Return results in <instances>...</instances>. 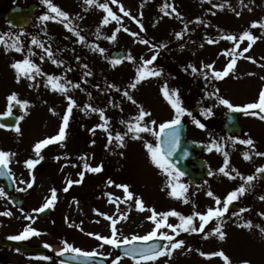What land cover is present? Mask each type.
<instances>
[{"label":"rangeland","instance_id":"374dc122","mask_svg":"<svg viewBox=\"0 0 264 264\" xmlns=\"http://www.w3.org/2000/svg\"><path fill=\"white\" fill-rule=\"evenodd\" d=\"M12 1L0 0V36L4 40V43H0V114L7 111L4 106L7 100L5 97L13 92L27 101L29 108L19 126V132L0 130V151L24 152L25 161H15L10 167L12 172H40L29 168L26 161L37 163L45 153L50 163L43 174H36L35 187L27 193L32 201L26 204L25 212L9 215L8 223L3 227L8 234L16 233L14 236H19L25 228L35 229L37 234L33 235L34 239L28 238L27 242L48 243L54 250L65 246V243L51 239L53 234L50 229H54V233L59 232L54 238L68 239L72 232L60 231L72 226L78 234L70 238L67 244L80 249H92L86 240L89 237L96 238V235L90 236L89 233L112 237L115 229L114 238L119 241L132 239L133 236H145L155 227V222L148 219L153 210L157 214L175 210L183 216H189L194 212L203 214L209 207H222L227 194L244 184L242 177H256V169L264 167V155L256 154L264 153V149H253V144L240 142L255 138L264 145V119L260 118L264 113H260L259 109L257 115L252 114L254 111H247L249 114L241 111L243 114L240 115V125L248 136L236 142V147L241 152L253 149L251 159L244 160L241 153L237 152L236 156L241 159L236 158L234 153L227 156L228 162L225 164V156L218 157L221 146L227 144L220 133V119L229 109L219 102L220 98L227 99L235 108H242L258 102L260 92L264 89V28H261L262 33H252L257 39L242 56L239 53L248 46V41L245 39L239 42L234 53L237 56L236 63L228 75L219 79L212 75L213 71H222L232 58L230 53L236 42L223 37L234 35L239 39L240 34L252 28L253 21L264 22V0H117L115 4L111 0H96V4L91 5L84 0H51L52 4L68 13L67 19L58 17L56 20L40 19L43 15L55 16L42 0H20L23 6L37 4L40 12L33 24L24 30L25 34L16 35L1 20L3 13L12 6ZM99 3H108L120 19L117 21L109 17V23L102 24L107 13L97 6ZM166 4L172 5L176 12L165 8ZM121 6L129 15L125 16L120 11ZM153 10L155 12L152 13ZM167 10H170L172 17L162 16ZM184 13L194 14L196 24H191L192 18L187 19ZM182 15L185 18L181 19ZM144 22L155 28V32L146 34L141 28ZM65 24L83 36L84 40L81 41L73 31H69ZM125 28L128 31H124ZM113 32L116 33L115 39H108ZM176 33L181 35L177 37ZM33 38L44 47L33 44ZM170 39L177 46L175 52H182L176 58L163 44L165 40L170 43ZM209 39L214 42L209 43ZM13 43H18L21 51L17 52L11 47L5 50L6 45ZM45 49L51 52V59ZM98 49H103V53ZM112 50H123L125 59L117 64L112 63L109 59ZM153 56L156 57L154 60ZM25 57L41 71L38 75L33 72L31 80L21 75L17 81L16 70L11 65ZM52 60L57 63L54 64ZM148 60H152V63L145 64ZM207 65H212V68L209 69ZM140 68L159 74L146 75L137 82V70ZM48 76L59 77L58 83L66 91L53 90L48 83ZM134 83L135 87H132ZM162 89L170 96L175 91L173 99L178 98L180 106L185 110L190 107L200 110L197 119L185 113L182 115L187 133L192 138L190 124L199 119L204 121L199 134L200 143L209 150L204 159L210 169L224 167L227 171H235L228 172L233 178L221 172H211L203 183L192 187L183 177L176 178L172 168L166 171L152 162L145 143L155 146L153 132H156L159 124L175 117V110ZM124 92H128L135 103ZM69 97L74 104L69 113L64 140L44 145L37 152V143L58 135L68 109ZM141 108L149 115L140 123L151 128L152 132L129 131L128 125L136 122L134 118ZM92 109L102 110L105 120H101L100 111ZM102 124L103 128L97 127ZM117 133L123 137L122 142L116 139ZM212 133L219 135L220 147L215 145ZM76 134H81L82 139L76 138ZM109 134L112 136L111 142ZM134 135L138 138H133ZM86 139V143L93 144L94 152L88 153L83 147L80 149L79 142L83 144ZM194 140L197 142V138ZM85 164L89 167L100 166L102 170L91 172L84 167ZM81 172L84 173L83 177L79 175ZM107 172L114 176H108ZM77 180L80 183H75ZM69 181L73 183L69 184ZM175 184H182L186 188L179 197L170 195L171 185ZM73 185L79 187L78 196L71 191ZM117 185H127L132 198H126L124 189ZM245 188V193L232 202L240 206L241 213L230 212L219 218L221 230L225 233L223 240L212 231L218 222L214 218L205 225L203 231H189L185 234L189 241L184 240L181 248L172 251V255H175L173 262L169 263L172 259L164 255L155 261L140 264H224L218 256L200 255V252L221 250L230 258L231 264H242V261L264 264V232H261L264 229V200L260 199L264 196V182L255 178L250 185L245 184ZM53 189L55 200L50 206L51 213L48 218L40 221L35 212L52 197ZM209 191L214 194L212 197L207 195ZM136 198L142 200L144 210L137 209ZM215 198L221 200L220 205L215 203ZM107 217L115 220V225ZM24 218L27 221L22 222ZM160 219L157 215L156 220ZM2 222L5 224L4 220ZM247 222H251V227L240 226ZM26 223L28 225L22 228ZM167 223L179 225V217L168 216ZM166 224L157 232L177 234ZM199 224V218L194 216L192 226L199 228ZM104 249L112 264L118 256L114 254L112 245ZM0 254V258L9 264H48L47 259L35 261L13 252ZM117 264L136 262L119 257Z\"/></svg>","mask_w":264,"mask_h":264},{"label":"snow or ice","instance_id":"6c2138e0","mask_svg":"<svg viewBox=\"0 0 264 264\" xmlns=\"http://www.w3.org/2000/svg\"><path fill=\"white\" fill-rule=\"evenodd\" d=\"M43 3L47 4L49 10L53 13H55V16H49V15H43L40 17L41 20H56L58 17H62L64 19L68 18V13L62 11L59 7L55 6L54 4L51 3V0H42ZM84 2L86 4H96V0H84ZM111 2L113 4L117 3V0H111ZM100 9H102L105 13H107L106 16L103 17L102 20V24H108L109 23V17H111L112 20H119L120 18L112 11V9L109 7L108 3H99L97 5ZM165 8H171L173 12H176V9L170 5V4H166L164 6ZM213 7H218V5H213ZM120 11L124 12V15L127 16L129 15V13L127 11H125L123 9V7H120ZM167 14V13H166ZM177 16H179V13H176ZM237 16L240 15L239 12L236 13ZM66 28H69V31H73L74 35L78 36L79 39L81 41L84 40L83 36H80V34L78 32H75L72 28L69 27L68 24L64 25ZM260 27V28H264V22L261 21H253L251 27L252 28H256V27ZM142 28V25H141ZM117 31H119V29H117ZM124 31H128V29H124ZM115 35L116 33L113 32L111 37H108V39H115ZM133 36L136 35V33H132ZM177 37H179L181 34L180 33H176ZM224 39L230 40V41H235L236 44L233 47V49L231 50L232 54V58L230 60V62L224 67V69L222 71H213L212 75L214 77H216L217 79L222 78L226 75H228V73L234 68L235 63H236V59L237 56L236 54V48L239 47V42L243 41V40H247L248 41V46L243 48L242 52L239 53V55H243V53H246L249 51V49L252 47V44L255 42V40L257 39L256 36H254L250 31H244L242 34H240L239 39H237L236 36L234 35H227L225 37H223ZM142 43H147V41H141ZM209 43H212L214 41H212L211 39L208 40ZM0 43H4L3 37L0 36ZM32 43L38 45L39 47L43 48L44 46L42 44H40V42L38 40H36V38L32 39ZM163 46V45H162ZM8 47L13 48L15 51L19 52L21 51V47L18 45V43H13L12 45H6L5 50L7 51ZM101 53H103V49H98ZM45 52L48 54L49 59H51L52 54L48 49H45ZM156 57L153 56L152 60H154ZM247 59L251 60V57H246ZM41 59H43V57H41ZM129 59H132L131 57H129ZM152 60H148L145 61V64H151ZM52 62L55 64L57 63L56 60H52ZM118 62V61H117ZM11 67L13 69L16 70L17 73V81H19V78L21 75H25L28 77V79H33V75L32 73L35 72V74H40V69L39 67L34 64L30 59H28L27 57H25L22 61H16L14 62ZM86 67V66H85ZM206 67H208L209 69L212 68V65H207ZM195 71V69H194ZM159 73L157 72H146L144 70V68H140L137 70V77H136V81L139 82V80L144 79L146 75H158ZM59 77H54V76H48L47 80L48 83L51 85L53 90L56 91H60V92H64L66 91L64 86L60 83H58L59 81ZM31 86V85H30ZM78 86V85H77ZM132 87H135V83L132 84ZM162 91L164 92V96L165 98L168 100V102L171 104L172 108L175 110V117L167 122L161 123L159 125V132H153V134L158 138H160L161 134L163 133L164 135V139H163V144L166 146L162 149L161 147V143H157L155 146H153L152 144L149 143H145V147L148 150V153L151 156L152 162L154 164H156L158 167L165 169L166 171L170 168H172L173 166L170 164V162L168 161V157H170L172 155V153L175 151L176 147H177V143H178V135L177 133L173 130V131H166L168 129H173V126L178 125L180 123V117L185 113V109L183 107L180 106V102L179 99H173V97L176 95L175 91H173L172 95L170 96L169 93L165 90L162 89ZM124 95L133 103H135V101L133 100L132 96H130L128 94V92H124ZM7 102H8V110L5 111L3 113V115L8 116L11 114V108L13 103L20 105L21 109H24L28 102L27 101H21L17 98V94L16 93H11L10 95L7 96ZM69 103H68V109L65 112L64 116H63V122L61 124V127L59 129V133L56 136H53L51 138L45 139L39 143H37L35 145V149L37 150V152L39 151V149L44 146L47 145L49 143L58 141V140H62L65 136V128L67 126V122L69 119V113L71 112V109L73 107L74 101L69 97L68 98ZM219 102L223 105H226L229 109L235 110V111H246L249 109H259L260 113H264V89L261 90L260 95H259V100L256 103H249L247 105H244L242 108H234V106L227 100V99H223L220 98ZM93 111H100L101 112V120H105V117L103 115L102 110H98V109H92ZM210 114V113H209ZM253 115H257L256 112L252 113ZM149 115V113L145 112L142 108L139 112V114L134 118L135 119V123H131L128 125L129 127V131L133 132V133H140V132H152L153 130L151 128H148L146 126L141 125L140 121H142L144 119L145 116ZM261 119H264V115H262L260 117ZM22 119V117H21ZM198 127L203 128L204 125L201 124L199 121H194ZM151 123L155 124V121H152ZM0 127H4V125H0ZM97 127H101L103 128L104 125H97ZM15 130L17 132H19V127H16ZM106 130V129H105ZM133 138H138L137 136L134 135ZM116 139L118 141L123 140V137L117 133L116 134ZM112 141V136L111 134H109V142ZM243 144H247V145H252L253 141L251 139H247V140H243L240 141ZM257 155H264V153H260L257 152ZM11 155L10 153L4 152V151H0V165H3L5 168L7 167V157ZM244 159H250L249 155L247 153L244 154ZM227 154H225V164H227ZM35 163V161L29 160L26 161V164L28 165L29 168H31V166ZM84 167L86 169H88L91 172H99L101 171V167L97 166V167H89L87 164L84 165ZM219 171L221 173H223L225 176H229V178H233L229 175V173L225 170L224 167H221L219 169ZM257 173H264V167L261 168H257L256 169ZM3 174V173H0ZM212 173L209 172V175H211ZM79 175L81 177L84 176V173L81 172L79 173ZM183 173L180 172L178 169L176 170V178H178L179 176H182ZM239 175V174H238ZM256 177L253 175H248L246 177H242V179L244 180V184H241L239 187H237L235 190L229 192L227 194V196L224 198L223 203H222V207H216V208H212L209 207L207 209V211L205 213H199V212H194L192 215L189 216H183L179 213H177L175 210H172L170 212H165V213H161V214H157L155 213V211L153 210V214L151 216L148 217L149 220H153L155 222V227L152 229V231H150L147 235L145 236H133L132 240H140V241H148L153 237H158L159 239H162L163 241H166L168 243L164 244V245H149L146 247H141V248H129L126 250V255L131 256L133 258V260L136 262V264H140L141 261H155L158 257L160 256H164V255H168L171 256L172 255V251L174 249H178L180 248L183 244L184 241L183 240H179V239H175L172 235H168L165 232H157L158 229H160L162 226H164L166 224V218L168 216H176L179 217L180 223L179 225H173L170 223H167L166 226L169 229H172L173 232H178V231H184V232H198V231H203L205 228V225L213 220L214 218H217V224L216 227L212 230L214 234H216L220 240H223L225 238V233L221 230L222 228V224L219 222V218L223 217V215L225 214V212L228 210V206L230 203H232L234 200H236L240 195H243L246 191L245 188V184L250 185V183L255 179ZM69 184L73 183L72 181L68 182ZM75 183H80L79 180L75 181ZM109 183H111V181H109ZM29 187H31V185L29 184ZM117 187H121L124 189V193L126 198H132V193L128 190V186L127 185H117ZM172 187V191L170 193V195L172 196H176L179 197L183 194V192L186 190L185 186L182 184H175V185H171ZM65 191H67V188L65 189ZM0 195H3V192L0 191ZM208 196L212 197L214 194L209 191L207 193ZM260 199L264 200V196H261ZM55 200V190H52V197L42 206L41 209H37L36 211H43V209L48 208L52 205L53 201ZM215 203L217 205L221 204V200L219 198H215ZM135 204L137 209L139 210H144V205L143 202L140 198H136L135 199ZM5 215H11V213H4ZM157 215H159L161 217L160 220H156ZM264 215V214H262ZM198 217L200 224H199V228L193 227V217ZM109 220L112 221V224L115 225L116 221L113 220L111 217H107ZM243 227H251V222H247L244 225H240ZM261 232H264V229H261ZM29 234H37L35 229H30V228H25L24 232L21 233L19 236H14L11 237L12 239H24L27 237V235ZM89 235H96V238L98 240H102L105 243L112 245L114 247H118L121 243H130V241L125 240L123 242L115 239V229H113V236L112 237H103L100 236L99 234H93V233H89ZM47 246V245H46ZM68 250L71 251L73 253H76L78 255L81 256H91L94 255V252H82L81 249L73 247L70 244H67V242H65V247L64 249H61V254L63 253V251ZM201 256H218L220 257L224 264H231L230 262V258L221 250L218 252H213V253H204V252H200ZM45 259H47V257H45ZM119 259V257H117L115 260L112 261V264H117V260ZM242 264H249L248 261H242Z\"/></svg>","mask_w":264,"mask_h":264},{"label":"water","instance_id":"95a60500","mask_svg":"<svg viewBox=\"0 0 264 264\" xmlns=\"http://www.w3.org/2000/svg\"><path fill=\"white\" fill-rule=\"evenodd\" d=\"M38 10V7L35 5H31L26 9L15 7L11 9L6 15L5 20L14 27H25L27 26L32 18L34 13ZM111 59L114 61H121L124 58V54L122 52H112L110 55ZM236 115L232 114L230 116L229 122L224 127L225 130L230 134H239V127L236 123ZM16 120L14 117H3L0 118V125H4V127H14ZM175 131L178 135V143L175 151L172 153L170 157H168V161L170 164L177 170L183 173V175L188 177V181L191 184H197L202 181L205 177L209 176L208 167L206 163L201 159V154L206 153V149L202 145H195L185 138V133L180 124L173 126V129H168L166 131ZM164 135L161 134L159 138V143H161L162 149L166 147L163 144ZM48 160H44L39 164L40 169H44L47 166ZM260 180H264V175L259 176ZM11 190H8L10 192ZM237 210L238 207L235 205H229L228 210ZM46 212H40L39 216L43 218ZM155 242V243H152ZM145 245L140 244H132L128 246L117 247L119 253H126V250L129 248H141L149 245L156 244V241H152ZM0 246H9L14 247L23 252H31L37 254H44V250L42 249H34L30 248L24 244L12 242V241H3L0 239ZM131 257V256H130ZM60 261L70 264H107V260L105 259H96L93 257H85L78 254H66L58 258Z\"/></svg>","mask_w":264,"mask_h":264},{"label":"flooded vegetation","instance_id":"af4514ba","mask_svg":"<svg viewBox=\"0 0 264 264\" xmlns=\"http://www.w3.org/2000/svg\"><path fill=\"white\" fill-rule=\"evenodd\" d=\"M216 172H220V171L217 170ZM9 173L12 176L11 172H9ZM13 176H14L13 182H14L15 193L18 197H20L24 201V204H26L27 192H28V189L26 187L27 176H25L23 174V172L17 173L15 175L13 174ZM0 191H2L1 185H0ZM1 199L3 201H0V202L3 203L2 204L3 206L5 205L6 207H12L10 198L5 197L3 194V195H1ZM0 252H5V251H3V249L0 248ZM0 256H1V254H0ZM0 262H3L4 264H9L7 261L4 260V258H0Z\"/></svg>","mask_w":264,"mask_h":264}]
</instances>
